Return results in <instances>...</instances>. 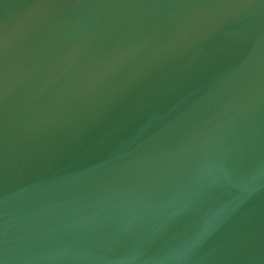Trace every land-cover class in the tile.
<instances>
[{"label":"water","instance_id":"1","mask_svg":"<svg viewBox=\"0 0 264 264\" xmlns=\"http://www.w3.org/2000/svg\"><path fill=\"white\" fill-rule=\"evenodd\" d=\"M0 264H264V0H0Z\"/></svg>","mask_w":264,"mask_h":264}]
</instances>
